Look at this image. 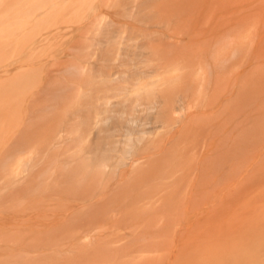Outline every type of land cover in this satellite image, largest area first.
Masks as SVG:
<instances>
[{
  "label": "rangeland",
  "instance_id": "1",
  "mask_svg": "<svg viewBox=\"0 0 264 264\" xmlns=\"http://www.w3.org/2000/svg\"><path fill=\"white\" fill-rule=\"evenodd\" d=\"M75 45L84 69L59 74L37 133L0 170V264H173L196 235L237 222L251 195L264 207V0H0V78L21 62L24 76L0 83V161L24 102ZM176 50L186 64L161 59ZM139 56L155 62L139 68ZM205 58L212 73L195 75ZM110 67L129 93L111 92L93 123L81 105ZM171 70L176 91L191 81L187 99L160 94L169 78L154 75ZM156 130L168 137L148 149ZM103 155L104 176L82 180ZM139 155L138 171L109 183Z\"/></svg>",
  "mask_w": 264,
  "mask_h": 264
},
{
  "label": "bare ground",
  "instance_id": "2",
  "mask_svg": "<svg viewBox=\"0 0 264 264\" xmlns=\"http://www.w3.org/2000/svg\"><path fill=\"white\" fill-rule=\"evenodd\" d=\"M12 6L13 5L11 4V7ZM25 13H28V11ZM3 44L5 45V47H9V45H14L15 47L16 45V43L11 39L4 41ZM181 47H185V45H178L177 49H181ZM81 50L82 47L80 45L73 46L69 54L68 62L63 64L61 69L59 68L58 70H56V72H50L44 81V85L37 92V94L30 101L26 100L24 102V126L22 130L19 131L12 144L8 147V150L5 151L6 153L2 156V159L0 161L2 162L0 164V170L4 168L2 167V165H5L8 160L12 159L15 153H18L20 148H22L29 141L31 135H33V132H36V124L35 120L33 119L34 117H36V115L46 110L47 105L44 104L43 106V101L49 95H53L51 84L56 81L55 79H57L59 74L67 72L71 73L72 71H82L83 67L79 63L78 58V54L79 52H81ZM112 53L115 58L119 55L118 52H114V49ZM161 59L165 60L166 63L171 62L172 64H175L176 62H178L179 64H186L188 62V59H186L183 56V53H181L179 50L173 51L171 54H164ZM204 61L205 66H203V64L201 63L202 66L195 72V75H202L203 71L205 73V69L209 74L212 73V61L209 60V64L206 58L204 59ZM134 62L135 66L141 68L145 65L153 64L155 61H152V59H148L147 57L144 58L139 56V58L136 57L134 59ZM13 64L8 65L9 68L8 66L4 67V70H6L3 72L2 76L6 77L0 78V83H8L10 81L18 82L20 81V79H24V76H21V72H17L18 70L22 69L23 62L18 64L16 69L10 67L13 66ZM14 70H16L15 72H17L15 75H13L14 73H12L14 72ZM175 73L178 72L176 70H171L163 73H156L154 75L155 80L161 81L165 77L169 78L168 80H164L166 83H168V85L160 93L166 98V101L173 99L172 96H174L178 91L186 96V99L188 98L191 81L188 79L182 87L179 86L180 90L176 91L177 88L175 86L177 81L174 79H170L177 78L178 75L174 76ZM100 76L103 77V80L105 81V83L107 82V84L103 86L96 84L97 86H93V97L91 101L85 106L84 104L81 105V107H86L87 109L89 108L93 123L102 114L100 105L103 104V102L108 98V95L111 92L113 93L114 97L124 96L125 94L129 93V85L127 82H125L124 79H122V76H124V74H122V72H120L116 67H113V69H111L110 67L104 72V74L102 73ZM112 82H115V85L109 84ZM186 99L183 102L180 99V103H182L181 105L179 104V108L175 109V112H180L181 114L183 113L180 118H178L179 122L182 124L185 121V124L181 126V129L185 128L188 125L187 119L189 120L190 117L189 108L191 107ZM139 106L140 105H137L136 103H134L133 105L129 104L130 108H136ZM5 107L6 105L4 106V111L7 110V108ZM129 107L125 106L122 113H127V111L130 110ZM177 114L178 116L180 115L179 113ZM174 115H176V113ZM4 118H7V116H5ZM218 134V130L213 133L214 136H218ZM174 135L175 133L169 134V139ZM167 137V134H163V132H161L160 130L152 131L151 133H149V137L147 138V142H149L148 149L150 148V146L154 148L155 145L160 142L161 138L166 139ZM117 141L118 139L111 140L110 150L115 151L118 149ZM216 149L219 148L216 147ZM143 159V155H139L132 159L130 161L132 163L131 165H129V168L131 170L122 172V174H120L119 177L114 180L115 183L110 181L109 183L116 186H121L122 184H124L123 182L125 180V177L131 172L135 171L132 169L136 168V171H138L137 165L138 163L143 162ZM78 160L82 162L80 156L78 157ZM109 160L110 158L104 155L100 156L96 160L97 164L92 167V170L90 166H87L86 169L83 170V176L80 178L87 181L88 175L90 174V180H88V182H95L94 179H97L99 181L104 176V172L102 170V168H104V162H108ZM252 194L257 195L256 192ZM254 199H257V197L251 195V198L249 199L246 207V211L241 213L237 222H235L234 220L224 222L221 221V227L217 229L208 228L201 234H198L194 237L195 242L190 240L189 242L184 243L181 251L178 253L179 257L174 259L175 262L173 261V264H264V207L257 206V201H254Z\"/></svg>",
  "mask_w": 264,
  "mask_h": 264
}]
</instances>
